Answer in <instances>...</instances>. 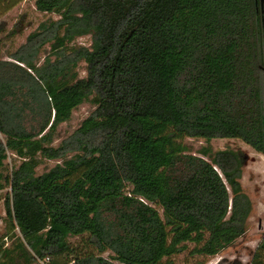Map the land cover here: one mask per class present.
I'll return each mask as SVG.
<instances>
[{
    "label": "trees",
    "instance_id": "1",
    "mask_svg": "<svg viewBox=\"0 0 264 264\" xmlns=\"http://www.w3.org/2000/svg\"><path fill=\"white\" fill-rule=\"evenodd\" d=\"M35 7L59 18L8 60L0 43V264H176L183 253L206 264L244 236L245 155H189L183 140L237 139L264 155L256 0ZM86 102L94 111L54 146ZM42 160L61 163L38 175ZM251 264H264V237Z\"/></svg>",
    "mask_w": 264,
    "mask_h": 264
},
{
    "label": "rangeland",
    "instance_id": "2",
    "mask_svg": "<svg viewBox=\"0 0 264 264\" xmlns=\"http://www.w3.org/2000/svg\"><path fill=\"white\" fill-rule=\"evenodd\" d=\"M56 14H46L37 11L35 0H0V43L2 56L8 60V56L26 43L30 34L38 27L51 20H57ZM264 18V17H263ZM264 27V19L262 21ZM264 39V30H263ZM78 46L89 47L90 37L78 38L75 42ZM264 49V48H263ZM48 52V48L41 54L40 63ZM263 88H264V61L262 62ZM86 66L80 64L79 74L81 78L86 76ZM91 102H86L74 110L72 118L60 126L54 146L70 136L81 123L94 111ZM187 154L204 157L203 152L210 148L211 152L231 149L240 151L245 155V166L243 169L241 184L244 192L253 204V214L249 219L248 231L234 244L224 250L220 255L208 259L206 264H251L255 252L264 237V155L255 152L248 145L237 139H215L206 142L202 139L186 138L183 140ZM206 159H208L206 157ZM12 164V159L10 160ZM61 161L42 160L38 168V175L48 172ZM4 194H0V237L6 231V211L4 206ZM192 247V246H191ZM111 253L104 254V258L110 259ZM188 253H183L175 258L176 264L191 262Z\"/></svg>",
    "mask_w": 264,
    "mask_h": 264
},
{
    "label": "flooded vegetation",
    "instance_id": "3",
    "mask_svg": "<svg viewBox=\"0 0 264 264\" xmlns=\"http://www.w3.org/2000/svg\"><path fill=\"white\" fill-rule=\"evenodd\" d=\"M257 14L259 15V18L261 19V21H263V17H264V0H259V4H258V12Z\"/></svg>",
    "mask_w": 264,
    "mask_h": 264
},
{
    "label": "water",
    "instance_id": "4",
    "mask_svg": "<svg viewBox=\"0 0 264 264\" xmlns=\"http://www.w3.org/2000/svg\"><path fill=\"white\" fill-rule=\"evenodd\" d=\"M256 8H257V12H258V0H256Z\"/></svg>",
    "mask_w": 264,
    "mask_h": 264
}]
</instances>
